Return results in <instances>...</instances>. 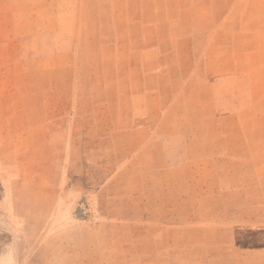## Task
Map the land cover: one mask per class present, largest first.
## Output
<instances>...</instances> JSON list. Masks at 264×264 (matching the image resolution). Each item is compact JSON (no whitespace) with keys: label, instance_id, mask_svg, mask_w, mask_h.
<instances>
[{"label":"rangeland","instance_id":"obj_1","mask_svg":"<svg viewBox=\"0 0 264 264\" xmlns=\"http://www.w3.org/2000/svg\"><path fill=\"white\" fill-rule=\"evenodd\" d=\"M0 264H264V0H0Z\"/></svg>","mask_w":264,"mask_h":264}]
</instances>
